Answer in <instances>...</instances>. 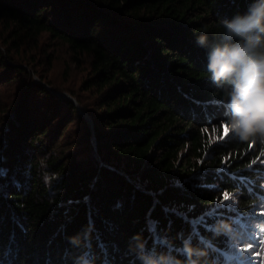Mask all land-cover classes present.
Returning a JSON list of instances; mask_svg holds the SVG:
<instances>
[{
  "label": "trees",
  "instance_id": "1",
  "mask_svg": "<svg viewBox=\"0 0 264 264\" xmlns=\"http://www.w3.org/2000/svg\"><path fill=\"white\" fill-rule=\"evenodd\" d=\"M252 2L0 0V88L25 79L0 91V264H74L85 251L95 264H141L134 237L181 264L185 242L200 264L223 262L264 202V144L224 136L230 86L210 80L208 51ZM47 41L75 63L89 57L78 91L48 78ZM229 194L235 209L220 204Z\"/></svg>",
  "mask_w": 264,
  "mask_h": 264
},
{
  "label": "clouds",
  "instance_id": "2",
  "mask_svg": "<svg viewBox=\"0 0 264 264\" xmlns=\"http://www.w3.org/2000/svg\"><path fill=\"white\" fill-rule=\"evenodd\" d=\"M220 38L222 42L208 51L207 70L217 87L230 86L224 105L228 119L222 123L238 140L264 144V0H253L245 14L224 20ZM196 42L202 47L208 44L204 35L198 36ZM55 178L47 172L42 177L46 185ZM216 228L226 232L230 225L220 222ZM256 228L264 233V223H257ZM134 240L132 251L141 264H181L171 254L146 250L139 237ZM70 243L79 247L82 239L71 237ZM184 253L186 264H200L199 258L205 255L187 242ZM74 264H95V260L85 251L74 258Z\"/></svg>",
  "mask_w": 264,
  "mask_h": 264
},
{
  "label": "rangeland",
  "instance_id": "3",
  "mask_svg": "<svg viewBox=\"0 0 264 264\" xmlns=\"http://www.w3.org/2000/svg\"><path fill=\"white\" fill-rule=\"evenodd\" d=\"M46 43L53 45L52 49L54 52V60L52 62V67L48 72V78L53 84L78 91L88 69L89 57L83 55L78 63H75L74 57L66 45L58 44L54 41H47ZM12 80V82L7 83L4 87L0 88V91H2L3 94L8 92V89H12L13 86L11 84L15 85L18 82L20 83L19 91H22L23 82L25 80L23 79V76L14 75ZM64 92L68 93L67 91ZM83 94L89 99H93L94 97L90 91ZM32 98H36V100L39 99L41 104L43 103L42 98L39 95L35 94ZM55 121L58 120L56 119ZM3 125H5V123ZM78 126V121L71 123L68 127V133L65 138H69L73 131L76 133V131L80 129H78ZM80 133L81 132H78L77 135L80 136ZM228 133L229 130L224 127V136L228 135ZM77 135L74 134L75 137H77ZM219 138L220 135H213V140ZM262 161L264 162V160ZM220 204H226L229 208L235 209L236 196L234 194L224 195ZM240 216L241 214H237L236 218L238 219ZM245 217L246 219L241 221L242 226L237 240L233 243L229 242V248H225V250L222 249L225 258L221 264H264V233H261L256 228L257 223H264V202L256 204L255 207L252 208L251 213L246 214Z\"/></svg>",
  "mask_w": 264,
  "mask_h": 264
},
{
  "label": "water",
  "instance_id": "4",
  "mask_svg": "<svg viewBox=\"0 0 264 264\" xmlns=\"http://www.w3.org/2000/svg\"><path fill=\"white\" fill-rule=\"evenodd\" d=\"M36 79H37V78H36ZM56 93H57V92H56ZM63 94H64L65 96L70 97L71 99H73V101H74L75 104L77 105V108H78L79 112H80L84 117H86L87 119L91 120L90 116H89L87 113H85V112L81 109V107L79 106V104H78V102H77V100H76L75 98L71 97L70 94H68V93H66V92H63ZM91 128L93 129V125H92V124H91ZM93 137H94V136H93Z\"/></svg>",
  "mask_w": 264,
  "mask_h": 264
}]
</instances>
